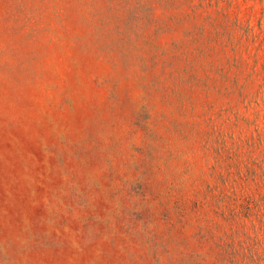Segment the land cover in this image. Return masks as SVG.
<instances>
[{"label":"rangeland","instance_id":"374dc122","mask_svg":"<svg viewBox=\"0 0 264 264\" xmlns=\"http://www.w3.org/2000/svg\"><path fill=\"white\" fill-rule=\"evenodd\" d=\"M0 264H264V0H0Z\"/></svg>","mask_w":264,"mask_h":264}]
</instances>
